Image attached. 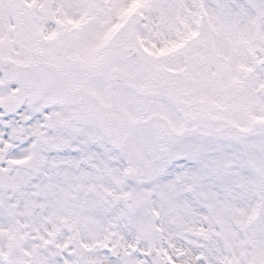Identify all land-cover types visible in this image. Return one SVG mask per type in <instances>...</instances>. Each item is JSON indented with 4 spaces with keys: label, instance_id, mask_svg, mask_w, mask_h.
Segmentation results:
<instances>
[{
    "label": "snow or ice",
    "instance_id": "6c2138e0",
    "mask_svg": "<svg viewBox=\"0 0 264 264\" xmlns=\"http://www.w3.org/2000/svg\"><path fill=\"white\" fill-rule=\"evenodd\" d=\"M0 264H264V0H0Z\"/></svg>",
    "mask_w": 264,
    "mask_h": 264
}]
</instances>
